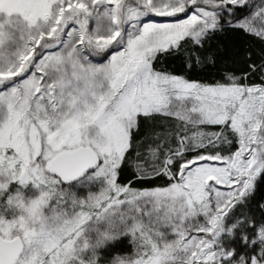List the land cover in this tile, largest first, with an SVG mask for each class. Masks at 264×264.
<instances>
[{
	"label": "snow or ice",
	"instance_id": "obj_1",
	"mask_svg": "<svg viewBox=\"0 0 264 264\" xmlns=\"http://www.w3.org/2000/svg\"><path fill=\"white\" fill-rule=\"evenodd\" d=\"M226 29L264 0H0V264H264V47L193 75Z\"/></svg>",
	"mask_w": 264,
	"mask_h": 264
},
{
	"label": "trees",
	"instance_id": "obj_2",
	"mask_svg": "<svg viewBox=\"0 0 264 264\" xmlns=\"http://www.w3.org/2000/svg\"><path fill=\"white\" fill-rule=\"evenodd\" d=\"M214 49H220L221 55L217 58V63L214 67H205L202 70H198L194 73V78L204 80L207 82H213L219 79L223 72L227 69H234L237 72L244 67L246 61L244 54L246 51L252 53V59L258 60L259 53L264 47L259 38L248 35L242 31L226 29L223 33H218L216 38L211 42ZM185 54L183 50L180 54H164L161 55L160 60L157 62V68H164L167 70H179L184 62ZM131 168L126 166L124 172V178H131ZM163 178L159 181H153V183H161ZM125 251H130L125 246ZM124 254V252H114L112 255Z\"/></svg>",
	"mask_w": 264,
	"mask_h": 264
},
{
	"label": "rangeland",
	"instance_id": "obj_3",
	"mask_svg": "<svg viewBox=\"0 0 264 264\" xmlns=\"http://www.w3.org/2000/svg\"><path fill=\"white\" fill-rule=\"evenodd\" d=\"M253 2L256 3V4H259L260 0H253ZM152 19L155 20V21H163L165 18L152 17ZM209 130L210 131H213V130L218 131L219 129L218 128H209ZM121 255H123V254H121Z\"/></svg>",
	"mask_w": 264,
	"mask_h": 264
}]
</instances>
